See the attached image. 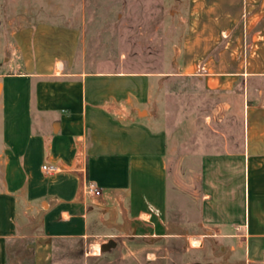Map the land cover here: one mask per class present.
<instances>
[{
	"label": "crops",
	"instance_id": "1",
	"mask_svg": "<svg viewBox=\"0 0 264 264\" xmlns=\"http://www.w3.org/2000/svg\"><path fill=\"white\" fill-rule=\"evenodd\" d=\"M66 1L0 0V264L19 241L31 264H264V0H179L180 73L228 94L242 124L240 144L201 154L191 202L155 110L163 78L126 52L87 70Z\"/></svg>",
	"mask_w": 264,
	"mask_h": 264
},
{
	"label": "rangeland",
	"instance_id": "2",
	"mask_svg": "<svg viewBox=\"0 0 264 264\" xmlns=\"http://www.w3.org/2000/svg\"><path fill=\"white\" fill-rule=\"evenodd\" d=\"M77 1L80 12L74 16L83 30L80 54L87 70H114L122 52H126L129 69L163 78L165 86L157 89L155 110L161 124L164 114H168L173 164L182 154L188 161V192H182V199L191 202L201 191V154L223 148L224 138L231 140L230 147L240 144L242 124L236 104L229 108L228 94L206 91L195 76L180 73L179 48L185 25L180 22L183 12L179 0L168 2L171 10L165 0ZM62 11L66 15L59 18L74 20L68 14L69 8ZM165 51L171 55L165 56ZM166 60L171 61L172 69L164 73ZM10 258L12 264H31L32 255L28 246L19 241L13 244Z\"/></svg>",
	"mask_w": 264,
	"mask_h": 264
},
{
	"label": "built area",
	"instance_id": "3",
	"mask_svg": "<svg viewBox=\"0 0 264 264\" xmlns=\"http://www.w3.org/2000/svg\"><path fill=\"white\" fill-rule=\"evenodd\" d=\"M43 169H44V171H46L48 173H52V172L57 171L59 169V167L55 164H44ZM87 190H88V192L93 193V194H100L101 193V189L93 181H91L87 184Z\"/></svg>",
	"mask_w": 264,
	"mask_h": 264
},
{
	"label": "water",
	"instance_id": "4",
	"mask_svg": "<svg viewBox=\"0 0 264 264\" xmlns=\"http://www.w3.org/2000/svg\"><path fill=\"white\" fill-rule=\"evenodd\" d=\"M111 243L109 242L106 246L110 245Z\"/></svg>",
	"mask_w": 264,
	"mask_h": 264
}]
</instances>
